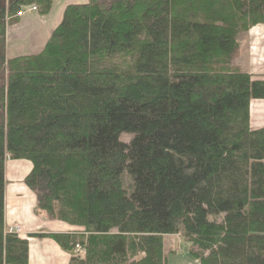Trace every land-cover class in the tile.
I'll return each mask as SVG.
<instances>
[{"label":"trees","instance_id":"16d2710c","mask_svg":"<svg viewBox=\"0 0 264 264\" xmlns=\"http://www.w3.org/2000/svg\"><path fill=\"white\" fill-rule=\"evenodd\" d=\"M53 1L0 0V264H28L4 221L14 161L34 213L70 228L29 237L68 264H166L174 235L198 264H264V129L248 114L264 77L234 62L264 0H88L38 54L6 58L17 13Z\"/></svg>","mask_w":264,"mask_h":264},{"label":"crops","instance_id":"0c3cea01","mask_svg":"<svg viewBox=\"0 0 264 264\" xmlns=\"http://www.w3.org/2000/svg\"><path fill=\"white\" fill-rule=\"evenodd\" d=\"M67 6L63 8L65 9ZM22 18L18 19V23ZM260 30L264 32V26H260ZM238 43L240 48V42L238 41ZM261 44L264 58V40H262ZM239 50V55L234 61L236 66L242 72L253 77H264V63L254 68L248 54L244 56L245 58L242 61L241 49ZM248 114L249 128L251 130L264 129V100H252L249 104ZM29 170L30 164L24 161H14L6 164V185L4 191L5 226L9 228L13 225H18L21 229L19 236L28 241V264H68L69 254L62 251L54 241L48 238L29 237L32 234H59L70 231V228L65 224L47 221L42 216L34 213L35 197L23 184V179Z\"/></svg>","mask_w":264,"mask_h":264},{"label":"rangeland","instance_id":"374dc122","mask_svg":"<svg viewBox=\"0 0 264 264\" xmlns=\"http://www.w3.org/2000/svg\"><path fill=\"white\" fill-rule=\"evenodd\" d=\"M88 0H54L48 15L40 16L36 12L24 11L19 23L8 27L6 32V58L38 54L50 37L52 31L58 26L62 18L64 6L86 4ZM262 40L264 32L256 26L239 36L242 61L248 54L254 68L264 63L262 54ZM240 51V50H239ZM131 135L122 134L121 142L127 143ZM19 227L18 225H13ZM164 251L166 264H198L187 254V245L178 236H164Z\"/></svg>","mask_w":264,"mask_h":264},{"label":"built area","instance_id":"2783aa9c","mask_svg":"<svg viewBox=\"0 0 264 264\" xmlns=\"http://www.w3.org/2000/svg\"><path fill=\"white\" fill-rule=\"evenodd\" d=\"M24 11H31V12H36V9L34 6H27L21 9L20 13H17V17L20 18L24 15ZM8 232H14V233H18L19 234V227H15L13 229V227H9L8 228Z\"/></svg>","mask_w":264,"mask_h":264}]
</instances>
